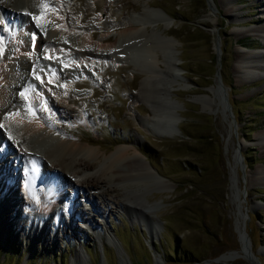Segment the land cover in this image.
Returning <instances> with one entry per match:
<instances>
[{
  "label": "rangeland",
  "instance_id": "obj_1",
  "mask_svg": "<svg viewBox=\"0 0 264 264\" xmlns=\"http://www.w3.org/2000/svg\"><path fill=\"white\" fill-rule=\"evenodd\" d=\"M65 4L73 23L84 16L78 25L86 28L95 19L101 26L120 24L131 14L144 12L145 6L168 14L167 27L155 21L147 27L152 32L156 25L158 40L163 32L178 41L183 70L179 81L167 86L174 87L171 96L181 104L180 131L173 137L157 136L140 122L153 117L151 107L165 82L154 77L147 85L152 88L147 103L139 98L145 78L142 67L155 69L143 52L149 41H139L136 35L123 41L117 32L144 27L98 25L95 40L104 38L106 45L117 42L122 51H141L137 60L144 65L116 64L108 58L85 62L90 73L87 78L76 75L71 94L86 95L66 105L82 109L86 119L71 127V121L46 109L47 101L41 100L44 113L61 133L66 130L69 137H81L99 148L102 159L137 142L155 176L142 173L139 184H117V191L104 197L97 193L96 201L65 180L57 207L50 202L42 206L23 193L6 199V192H1L0 264H264V178L252 179L264 168V68L253 62L257 68L249 80L238 67L247 47L257 52L264 48L260 35L264 0H66ZM39 25L49 34L47 24ZM218 80L227 95V109L212 90ZM30 142L42 152L51 146ZM238 143L241 162L236 157ZM12 152L4 154L12 158ZM11 165L10 160L8 168ZM18 170L15 178L3 179L9 188L23 192ZM111 182L109 190L115 185ZM101 189L108 190V185ZM123 196L132 199L128 206L117 203L116 198ZM134 200L155 206H139ZM47 207L51 214L44 213Z\"/></svg>",
  "mask_w": 264,
  "mask_h": 264
},
{
  "label": "bare ground",
  "instance_id": "obj_2",
  "mask_svg": "<svg viewBox=\"0 0 264 264\" xmlns=\"http://www.w3.org/2000/svg\"><path fill=\"white\" fill-rule=\"evenodd\" d=\"M65 3L66 0H0V146L5 147L2 148L3 150L0 148V151H3L0 152V195L1 192H6V199L23 193L42 206L50 202L57 207L63 199V183L68 182L75 191L80 190L87 199L96 201L97 193L104 197L109 191H117V184L129 186L139 184V176L142 173L155 176L143 154L138 152L137 142H134L133 146L119 147L102 159L100 149L94 148L90 142L82 141L81 137H69L66 130L61 133L48 120L44 113L45 104L42 105L41 100L47 101L46 109L59 112L60 118L71 121L73 123L71 127L85 120L82 109L66 105L67 102L75 103L78 98H84L86 95L85 92L79 93L77 98L71 94L77 84L76 75L87 78L90 73V69L83 64L95 59L99 61L101 58H108L116 64L132 63L137 67L142 63L138 61L142 56L141 51H138L141 52L140 54L135 50L122 51L117 49L120 47L117 42L106 45L104 38L95 40L96 28L98 25L109 29L119 25L139 24L144 27L142 31L136 29L117 33L123 41L132 38L133 35H136L139 41H149L143 52L146 54L144 55L146 62L150 67L153 64L155 69L150 70L143 63L144 66L141 67L144 69L139 67L144 72L145 78L138 92L139 98L147 103L148 92H152L151 86L147 85L154 80V77L160 78L165 66L167 70L177 75L175 82L181 77V73L174 69V61L167 62L155 51L154 45H158V42L163 41L166 47L173 43V39L165 35L158 40V32L155 30L158 23H163L165 27L170 24L168 14L161 8L145 6L144 12L133 13L126 17L124 22L118 21L120 24L110 23L101 26L99 23L101 20L95 19L92 26L86 28L83 24V26L78 25L84 21V16L77 18L76 23H73V18L67 16ZM154 21L156 25L150 32L147 26ZM41 23L48 25L49 34L44 33L39 25ZM31 31L37 36L33 48L29 37ZM260 31V35L264 37V25ZM4 44H7L5 50H3ZM247 49L238 67L245 71L244 76L247 79L253 80V72L257 66L264 68V48L258 52L253 48L247 47ZM246 59L249 65L245 64ZM253 62L258 65L253 66ZM171 87L168 88L165 83V91L164 89L161 90L162 92L159 91V97L172 102L168 94L169 89H174ZM21 93L24 95L22 96ZM92 93H95V87L90 92ZM151 108L153 117H145L140 121L144 126L153 130L157 136L173 137L179 134V126L175 128L171 122L168 124L158 121L163 111H158L153 106ZM262 133L261 136L264 138V131ZM31 139L43 141L51 146L42 152L31 145ZM14 142L18 145L17 150L12 149ZM5 150L13 151V157L4 154ZM10 160L12 165L8 168ZM17 167L19 169L17 178L22 182L23 192L15 190L14 186L9 188L10 186H7L3 179L14 177ZM92 169L95 170L94 173H91ZM252 177V179L264 178V168L258 170ZM111 180L115 183V185H111L112 182L110 184L113 190H109ZM103 185H108V190L101 189ZM116 201L120 206L123 202L128 206L127 201L130 202L132 199L123 196L122 199L116 198ZM135 203L151 209L155 206V203L148 205L139 201ZM46 212L52 213L49 207L45 209L44 213ZM40 219L41 217L39 221H42ZM244 248L246 249L245 246Z\"/></svg>",
  "mask_w": 264,
  "mask_h": 264
},
{
  "label": "water",
  "instance_id": "obj_3",
  "mask_svg": "<svg viewBox=\"0 0 264 264\" xmlns=\"http://www.w3.org/2000/svg\"><path fill=\"white\" fill-rule=\"evenodd\" d=\"M161 34H164L165 36L173 39V43L171 44V46L169 45L168 47H166L163 41L158 42L159 46L157 44L154 45L156 53H158L160 55V57H162L163 59H165L169 63L174 61L175 71L178 73H181V71L183 69L178 64V62H180V58L178 56L179 49L177 48L178 41L171 35L165 34L163 32H161ZM176 77H177V75H175V72L167 70L166 66H165V69L162 71V75H160V81L163 83L165 82L167 84H169L170 82L174 83L177 79ZM171 88H173V87H171ZM212 90L218 96L219 101H220L221 105L223 106V108L227 109L228 108L227 95H226L224 88L221 86L220 80H218V82L212 87ZM172 93L173 92L169 89L168 94H169L170 100H172V102H168L164 98L158 97L156 100V103L155 102H153V103H154V107L158 111H163L161 113V116L158 119V121H160V122L164 121V122H167L168 124L171 122L173 124V126H175V128H178L177 123H179L180 119L182 118V116L180 115L179 110H178L179 108H181V104L179 101H177L175 98H173L171 96ZM158 102H159V104H158ZM239 144L240 143H238V146L236 148V151H237L236 157H237V160L241 162L242 159H241V155H240V149H239L240 145ZM240 235H242V237H244L243 232H241ZM254 262H255V264H258L256 261H254ZM196 264H198V263H196Z\"/></svg>",
  "mask_w": 264,
  "mask_h": 264
},
{
  "label": "trees",
  "instance_id": "obj_4",
  "mask_svg": "<svg viewBox=\"0 0 264 264\" xmlns=\"http://www.w3.org/2000/svg\"><path fill=\"white\" fill-rule=\"evenodd\" d=\"M233 113L235 114V117H236V113L233 111ZM103 253H104V255H105V257H106V254H107V249L104 247L103 248ZM89 255H90V258H92V254L91 253H89ZM28 261V260H27ZM108 261V260H107Z\"/></svg>",
  "mask_w": 264,
  "mask_h": 264
},
{
  "label": "snow or ice",
  "instance_id": "obj_5",
  "mask_svg": "<svg viewBox=\"0 0 264 264\" xmlns=\"http://www.w3.org/2000/svg\"><path fill=\"white\" fill-rule=\"evenodd\" d=\"M21 95L23 96V95H24V93H21Z\"/></svg>",
  "mask_w": 264,
  "mask_h": 264
}]
</instances>
